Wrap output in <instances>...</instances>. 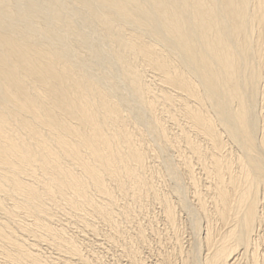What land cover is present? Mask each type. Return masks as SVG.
<instances>
[{
    "label": "bare ground",
    "instance_id": "1",
    "mask_svg": "<svg viewBox=\"0 0 264 264\" xmlns=\"http://www.w3.org/2000/svg\"><path fill=\"white\" fill-rule=\"evenodd\" d=\"M0 264H264V0H0Z\"/></svg>",
    "mask_w": 264,
    "mask_h": 264
},
{
    "label": "rangeland",
    "instance_id": "2",
    "mask_svg": "<svg viewBox=\"0 0 264 264\" xmlns=\"http://www.w3.org/2000/svg\"><path fill=\"white\" fill-rule=\"evenodd\" d=\"M256 110H257V107H256ZM167 153H169V154H171V153H173V152H171V151H169V150H167ZM171 180H169V182H170ZM188 200V203H187V206L189 207V209H191L192 208V205H191V200H190V198H188L187 199ZM189 205H191V206H189ZM193 209V208H192ZM179 214H180V216H181V221H182V224L183 223H185V224H183V226L185 225V227L184 228H186V230L184 229V234L183 235H185V237H184V242L185 241H187V242H185L184 243V245L186 246L187 244H188V239H190V236H189V226H190V223H189V221H191V219H190V217L188 218V214H187V212H186V210L185 211H183V210H181L180 212H179ZM188 224H189V226H188ZM188 233H187V232ZM188 235V236H187ZM186 238V239H185Z\"/></svg>",
    "mask_w": 264,
    "mask_h": 264
}]
</instances>
